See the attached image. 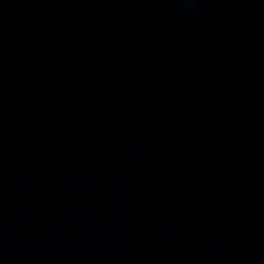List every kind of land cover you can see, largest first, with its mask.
Wrapping results in <instances>:
<instances>
[{"label": "water", "instance_id": "1", "mask_svg": "<svg viewBox=\"0 0 264 264\" xmlns=\"http://www.w3.org/2000/svg\"><path fill=\"white\" fill-rule=\"evenodd\" d=\"M0 264H264V0H0Z\"/></svg>", "mask_w": 264, "mask_h": 264}]
</instances>
